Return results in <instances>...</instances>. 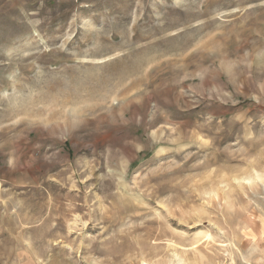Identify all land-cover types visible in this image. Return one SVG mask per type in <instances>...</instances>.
<instances>
[{
    "label": "rangeland",
    "instance_id": "obj_1",
    "mask_svg": "<svg viewBox=\"0 0 264 264\" xmlns=\"http://www.w3.org/2000/svg\"><path fill=\"white\" fill-rule=\"evenodd\" d=\"M0 264H264V0H0Z\"/></svg>",
    "mask_w": 264,
    "mask_h": 264
}]
</instances>
